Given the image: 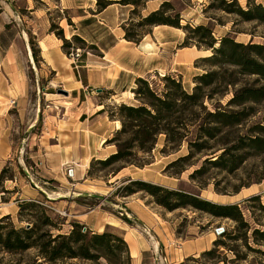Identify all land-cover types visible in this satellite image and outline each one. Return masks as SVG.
Listing matches in <instances>:
<instances>
[{"label":"trees","instance_id":"1","mask_svg":"<svg viewBox=\"0 0 264 264\" xmlns=\"http://www.w3.org/2000/svg\"><path fill=\"white\" fill-rule=\"evenodd\" d=\"M52 1L57 3L59 0ZM148 1L151 0H96V10L100 12L113 3L132 7L129 18L121 28L123 39L135 45L150 33L152 27L180 29L184 38L179 47L209 51V56L195 61L196 65L203 63L209 70L193 77L194 87L190 92L184 88L179 75L155 74L153 77L158 79L157 83L151 79L152 76L136 79L131 93L137 105L120 103L114 106L113 103L111 109L105 107L108 119L120 124V128L105 141V145L115 147V152L104 159H93L87 177L93 178L96 172L107 169H110L108 175L115 177L127 167L141 169L150 165L151 153L159 137L163 136V154L175 153L183 143L187 144L189 153L168 164L164 170L169 177L177 178L186 170V166H190L189 160L195 154L212 149L210 143L221 138L224 140L219 143L224 146L221 152L214 158L205 159L188 176L198 191L169 189L151 182L129 179L119 188L121 197L142 194L166 212L191 209L215 219L232 221L233 229H224L212 242V247L200 253V258L207 259L208 264H242L246 254H239L240 246L248 253L264 258V230L258 228L259 223L245 220L240 204L215 203L200 196V191L207 187L203 178L210 170L231 175L249 158L264 156V109L262 121L247 126L248 121L260 112L257 107L264 105V46L252 42L240 43L229 35L216 38L210 26H191L188 22L181 25L184 21L182 13L174 10L171 1L162 2L155 11L143 16L141 10ZM207 1L208 9L235 16L241 22L264 24V4H253L248 0L244 9L237 0ZM49 31L63 41L61 50L64 53L72 41L83 45L75 36L71 41L65 40L62 29L52 24ZM35 56L33 53L34 59ZM110 93L107 91V94ZM229 94V99L222 105L219 99ZM245 126L247 129L243 131ZM174 168L175 171L169 172ZM2 175L3 171L0 181ZM260 180L263 179L256 182ZM215 193L226 194L217 189ZM236 193L238 190L234 191ZM261 198V195H254L241 204L256 203L255 208L264 216ZM42 206L37 200L19 203L18 221L30 217L34 220L32 226L16 229L9 216L0 218V250L14 253L35 248L39 256L51 264L66 260L98 262L101 259L107 264H131L128 246L119 230L113 233L109 231L113 227L106 226L103 232L96 233L74 222L67 234L53 235L50 230L54 228V222ZM122 220L130 225V220ZM4 222L8 223L4 225ZM83 228H86L84 232ZM176 234H179L178 230ZM228 243L240 245L229 246ZM220 249L228 250L234 258L229 261L221 259Z\"/></svg>","mask_w":264,"mask_h":264},{"label":"rangeland","instance_id":"2","mask_svg":"<svg viewBox=\"0 0 264 264\" xmlns=\"http://www.w3.org/2000/svg\"><path fill=\"white\" fill-rule=\"evenodd\" d=\"M11 0H8V2ZM173 3L176 12L181 11L184 21L181 25L188 22L191 26L204 25L210 26L213 29L214 36L220 38L229 35L237 42L248 43L252 42L264 46V24L258 22H241L235 16L227 15L215 9H208L207 0H168ZM248 0H237L239 5L246 9ZM253 4H264V0H250ZM0 3L2 1L0 0ZM14 7H19L18 10L22 15L28 18L26 12L23 11L24 3L22 1H13ZM41 9V4H37ZM43 6V5H42ZM4 5H0V13ZM6 9L7 6H6ZM50 14L49 22L54 27H59L58 18L62 14L55 9L47 12ZM72 17L77 16V12L72 11ZM142 14V10H141ZM4 19V16L2 17ZM27 21V19H26ZM2 22L0 20V26ZM37 24L27 23L19 24L17 22L9 21L2 27L0 31V58L5 56L4 53L9 45H13L14 57L19 63L21 73L17 77L12 74L10 69V86L9 97L4 98L0 95V111L6 108L10 109L9 118V134L8 140L10 143L9 155L0 161V174L3 171L2 179L0 181V218L9 216L11 223L16 229L32 226L34 220L26 217L19 222L17 218L18 205L22 201L37 200L40 201L45 209L47 215L53 220L54 228H51L53 235L67 234L71 230V225L78 222L79 216L86 215L84 223H100V221L112 218L119 223H125L122 219L126 218L120 210L124 207L126 211L133 217L130 220L131 227L145 232L143 224L153 223L162 227H168L172 230L179 231V239L181 242L186 239H193L199 234H209L217 239L214 234V229L223 227L231 231L234 224L230 220L215 219L209 215L193 211L191 209H178L174 212H166L160 207L152 203L149 197L142 194H136L130 197H121L120 187L125 185L129 179L143 180L151 182L169 189L181 188L187 191L196 192V184L190 182L188 176L197 168H199L205 159L214 158L218 155L222 147L219 143L224 141L218 138L215 142L210 143L212 149L195 154L189 160L190 166H186V170L177 178H171L164 172L166 166L178 158L184 157L189 153L186 143L180 147L175 153L163 154V136H160L158 143L151 153V164L141 169L136 167H127L120 171L115 177L108 175L110 169L102 172H96L93 178L87 177V172L90 167L86 169L83 179L69 178L66 169L70 166L74 169V165H66L63 172L57 170H49L47 164L42 161L41 149H39L38 140L44 136L45 124L44 119L48 116H54L55 120H61L63 117L58 116L60 106L54 105L48 101L53 94L55 99H63V95L57 94V90H65L60 82V77L50 69L45 68L40 63V58L37 49V39L42 38L45 34V28ZM67 23L63 22V27L66 28ZM1 28V27H0ZM50 29V26H49ZM62 29V28H60ZM68 29V28H67ZM71 27H69V30ZM63 31V30H62ZM22 32L24 36H22ZM50 32V31H48ZM55 37L54 33H51ZM64 39L68 33L63 32ZM164 42H173L175 44L163 45L161 50L157 53V64L159 75L172 74L179 75L182 80L184 88L190 92L194 87L193 77L208 71L209 68L203 63L195 64V61L202 57H207L210 52L198 51L195 47L190 50L188 48L178 49L177 45L181 42V36L169 32L163 35ZM60 40V39H59ZM68 41H71V39ZM61 47L63 41L61 40ZM84 49V45L77 41H72L68 44L63 52L68 59H73L75 54L80 51H75V48ZM35 53V59L33 57ZM12 60V58H10ZM11 65V64H10ZM15 70V69H14ZM147 78V77H145ZM154 82L158 79L152 76ZM25 85V95L17 98L16 92L19 87ZM15 91V92H14ZM133 94V93H132ZM127 103L137 105L138 103L129 100L134 97L127 94ZM230 94L224 98L219 99L222 105H225L229 99ZM134 99V98H133ZM14 104H10L11 102ZM19 104V106H17ZM52 104V105H51ZM120 104V103H118ZM114 104V106H118ZM17 106V107H16ZM49 106L52 108L49 110ZM111 109L113 105H108ZM209 108L210 105L207 103ZM263 106L257 107L260 111L255 117L248 121L247 126L253 123L261 122L263 117ZM59 109V110H58ZM17 110L21 112L18 115ZM44 110L48 113L43 117ZM58 114V115H57ZM48 126V124H46ZM243 128V131L247 129ZM244 133V132H242ZM233 139V137L231 138ZM221 141V142H220ZM34 144V145H33ZM108 146L109 156L115 152V147ZM38 152V153H37ZM106 156V157H107ZM104 157V158H106ZM103 158V159H104ZM180 165H183L180 164ZM178 168V167H176ZM170 170L173 172L176 170ZM25 171L30 175L31 180L25 175ZM108 175V177H106ZM260 182H256L259 179ZM207 187L200 191V196L204 199L221 204H240L244 213V218L249 223H259L258 228L264 230V216L257 211L256 203L241 204L245 199L261 195V203L264 205V156L249 158L244 162L239 169L228 175L225 172L218 170H210L203 178ZM215 189L223 191L225 195L215 193ZM238 193L234 194V191ZM82 193H93L100 195L107 199V202H101L89 197H79ZM254 207V208H250ZM140 211V222L135 221L133 212ZM34 215V213H33ZM127 219V218H126ZM8 222H4V225ZM61 224V225H60ZM126 224V223H125ZM45 231V230H44ZM110 232L118 233V229L110 228ZM229 246H237L240 243H228ZM212 247V246H211ZM210 247V248H211ZM220 258L226 261L233 259L231 252L225 249H220ZM239 254H246V260L242 264H264V258L258 257L252 253H248L240 246L238 247ZM162 254V250H160ZM181 264H208L207 259L200 258V253L189 256L183 259ZM179 263V264H180ZM0 264H51L42 259L35 248L22 251L7 253L0 250ZM57 264H107L103 259L98 262H84L80 260H66L58 262ZM224 264V263H220ZM231 264V263H230Z\"/></svg>","mask_w":264,"mask_h":264},{"label":"crops","instance_id":"3","mask_svg":"<svg viewBox=\"0 0 264 264\" xmlns=\"http://www.w3.org/2000/svg\"><path fill=\"white\" fill-rule=\"evenodd\" d=\"M1 1L0 5L5 7L1 8L0 31L10 20L18 21L20 25L40 24L39 26L45 28L43 37L36 41L40 63L61 78V85L67 93L63 99H55L53 94L48 95L51 96L48 101L60 106L57 115L63 118L61 120H55L54 116L45 118L48 110H44V136L38 140L42 161L47 164L49 170L60 172H63L64 166L74 165L73 178L83 179L91 160L103 159L109 154L105 141L110 139L116 130V122L108 119L105 107L113 103L128 104L127 94L132 96L135 80L158 74L161 70L154 64L157 53L163 45L175 44L164 42L163 35L173 32L178 38L181 36L178 48L183 41L184 33L180 29L156 26L151 28L150 33L138 45H135L123 39L124 32L121 28L129 18L132 10L130 6L113 3L98 12L96 0H59L57 3L52 0ZM13 1L24 3L22 9L28 18L18 11L19 7L12 5ZM164 1L168 0L148 1L142 15L146 16L155 11ZM37 4H41L43 9ZM52 9L62 14L58 21L64 34L68 33V36H65L67 41L75 36L83 42L84 49L74 47L75 51H80L77 58L75 56L73 59L66 58L61 50V40L48 32L50 14L46 13ZM72 11L77 12L76 17L71 16ZM63 22L67 23L66 28L63 27ZM4 51L6 55L0 58V95L8 98L10 69L17 77L21 70L14 57L13 45H9ZM98 90L100 92H97ZM107 91L111 93L107 94ZM15 94L17 98L25 95L23 82ZM51 108L49 106V110ZM17 113L21 114L19 110ZM9 118V108L0 111V161L10 153ZM133 214L136 216L134 219H138L139 214L142 215L140 211ZM85 218L86 215H82L77 220L89 231L101 233L106 226L118 229L128 246L131 264H179L189 256L209 250L215 240V237L209 234H199L193 239L179 243L175 229L153 223H140L146 229L145 232H141L112 218L100 223H84Z\"/></svg>","mask_w":264,"mask_h":264},{"label":"water","instance_id":"4","mask_svg":"<svg viewBox=\"0 0 264 264\" xmlns=\"http://www.w3.org/2000/svg\"><path fill=\"white\" fill-rule=\"evenodd\" d=\"M97 92H100V90H98ZM57 94H61L63 96H67V93L64 90H57ZM25 175H27V177L31 180L30 175L28 174V172L25 171ZM32 182V180H31ZM33 183V182H32ZM79 197H89L92 199H96L99 200L101 202H107V199L105 197H102L100 195H96L93 193H82L78 195ZM121 212L123 213V215L129 220L131 218H133L124 207H120ZM135 221L140 222L138 219H135Z\"/></svg>","mask_w":264,"mask_h":264},{"label":"built area","instance_id":"5","mask_svg":"<svg viewBox=\"0 0 264 264\" xmlns=\"http://www.w3.org/2000/svg\"><path fill=\"white\" fill-rule=\"evenodd\" d=\"M79 56L78 52L75 54V57L77 58ZM10 104H14V102L12 101ZM66 173H67V176L69 178H72L73 175H74V169H72V167H69L66 169ZM86 230V228H83L82 229V232H84ZM224 232V228L223 227H217L216 229H214V234L216 236H219V234L223 233Z\"/></svg>","mask_w":264,"mask_h":264},{"label":"bare ground","instance_id":"6","mask_svg":"<svg viewBox=\"0 0 264 264\" xmlns=\"http://www.w3.org/2000/svg\"><path fill=\"white\" fill-rule=\"evenodd\" d=\"M119 128H120V124H119V122H116L115 129L118 130Z\"/></svg>","mask_w":264,"mask_h":264}]
</instances>
